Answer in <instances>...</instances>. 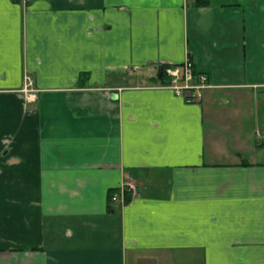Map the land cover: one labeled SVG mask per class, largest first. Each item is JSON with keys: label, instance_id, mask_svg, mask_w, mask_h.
Instances as JSON below:
<instances>
[{"label": "crops", "instance_id": "crops-1", "mask_svg": "<svg viewBox=\"0 0 264 264\" xmlns=\"http://www.w3.org/2000/svg\"><path fill=\"white\" fill-rule=\"evenodd\" d=\"M260 90L264 0H0V264H264Z\"/></svg>", "mask_w": 264, "mask_h": 264}, {"label": "built area", "instance_id": "built-area-1", "mask_svg": "<svg viewBox=\"0 0 264 264\" xmlns=\"http://www.w3.org/2000/svg\"><path fill=\"white\" fill-rule=\"evenodd\" d=\"M165 72L169 79L165 85L171 87L177 95L189 102H202L203 90L209 87L208 76L206 73L196 69L195 63L191 58H187L182 64H167ZM23 91L27 103H33L37 100L39 90L34 87V80L29 75L25 78ZM260 131H256L259 137L262 136ZM138 187L136 180L126 179L118 188L112 191L110 195L111 203H126L129 200L128 198H130H127L128 194L133 197L139 194Z\"/></svg>", "mask_w": 264, "mask_h": 264}, {"label": "trees", "instance_id": "trees-1", "mask_svg": "<svg viewBox=\"0 0 264 264\" xmlns=\"http://www.w3.org/2000/svg\"><path fill=\"white\" fill-rule=\"evenodd\" d=\"M193 3L195 5H205V4L210 3V0H193ZM166 67H167V64H163V74H162V78L161 79L158 77V74H156L153 77L149 78V82L150 83H157V84H166L169 81V79H168V77L166 75V72H165ZM88 75H89L88 72H82L81 73V75H80V84L86 83V79L88 78Z\"/></svg>", "mask_w": 264, "mask_h": 264}, {"label": "water", "instance_id": "water-1", "mask_svg": "<svg viewBox=\"0 0 264 264\" xmlns=\"http://www.w3.org/2000/svg\"><path fill=\"white\" fill-rule=\"evenodd\" d=\"M163 74V64H160L158 67V77L161 79ZM259 92L264 93V90H260ZM114 97H117V94H114Z\"/></svg>", "mask_w": 264, "mask_h": 264}, {"label": "rangeland", "instance_id": "rangeland-1", "mask_svg": "<svg viewBox=\"0 0 264 264\" xmlns=\"http://www.w3.org/2000/svg\"><path fill=\"white\" fill-rule=\"evenodd\" d=\"M145 80L147 81V79H145ZM260 109H261V110H264V106L260 105ZM260 128H261V127H260ZM260 128H259V129H260ZM138 186H139V184H138ZM138 189H139V187H138ZM128 197H130V198H128ZM131 197H133V196H132L131 194H128L127 198H128L129 200H128L127 202H129V201L131 200ZM127 202H126V203H127Z\"/></svg>", "mask_w": 264, "mask_h": 264}]
</instances>
